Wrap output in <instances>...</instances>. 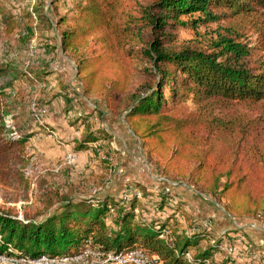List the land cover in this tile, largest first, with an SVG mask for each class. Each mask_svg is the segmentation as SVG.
Segmentation results:
<instances>
[{
    "label": "trees",
    "instance_id": "16d2710c",
    "mask_svg": "<svg viewBox=\"0 0 264 264\" xmlns=\"http://www.w3.org/2000/svg\"><path fill=\"white\" fill-rule=\"evenodd\" d=\"M37 1L42 4L33 13L17 14L29 30L34 17L53 28L51 9ZM73 2L70 19L60 20L67 22L60 49L77 58L83 95L104 91L113 113L118 110L113 100H125L124 122L157 157L165 176L185 180L218 204L228 202L226 212L236 219L264 221V0ZM0 10L3 23L10 25L13 15L3 12L1 4ZM183 16L192 17L184 21ZM210 22L229 26L211 52L178 44V27L197 30ZM240 23L258 37L251 48L236 41ZM97 46L105 55H91ZM105 57L113 68L107 77L99 67ZM134 63L145 67L134 68ZM47 74H34L28 83L49 82ZM134 75L143 82L132 92ZM22 76L0 68V156L20 163L29 162V143L38 132L20 128L21 135L11 137L9 121L16 118ZM95 114L84 111L77 119L84 129L82 140L75 142L76 153H88L97 163L102 144H109L112 135L102 125L93 128L89 121ZM111 180L95 196L63 198L37 220L0 210V254L58 257L91 245L105 253L138 248L162 264H241L231 256L223 259L225 234L197 217L176 192L136 184V192L118 195L106 190ZM246 243L249 256L257 251L264 256L263 246L251 239Z\"/></svg>",
    "mask_w": 264,
    "mask_h": 264
},
{
    "label": "rangeland",
    "instance_id": "374dc122",
    "mask_svg": "<svg viewBox=\"0 0 264 264\" xmlns=\"http://www.w3.org/2000/svg\"><path fill=\"white\" fill-rule=\"evenodd\" d=\"M43 1V5L51 9L49 14L53 28L38 24L34 17L35 22L29 30L27 22H23L17 13L20 14L21 10L33 13L35 7L42 3L37 0H0L3 12L14 16L10 25L5 24L0 10V68L23 75L13 112L16 118L9 121L13 130L11 137L21 135L20 128L25 132L30 129L38 131L29 143V162L20 163L19 160H7L0 156V210L11 212L21 220H37L46 216L51 205L58 208L63 198H89L101 193L104 184L111 178L106 190L114 194L136 192L134 186L140 182L151 191L165 189L176 192L207 224L212 223L218 232L225 234L223 259L231 256L241 264H250V261L264 264L261 252L252 253V256L247 254L246 243L251 239L264 247L263 220L236 219L226 212L228 202L218 204L211 197L195 192L185 180L165 176L157 157L143 148L141 140L131 133L124 122L125 100L121 102L119 96L113 100L118 105V110L113 113L107 107L109 98L104 91L83 95L76 74L78 60L74 54L60 49V34L67 25V22L61 24L60 20L71 16L74 2L59 0L52 4L51 0ZM12 2L16 8H11ZM191 17L183 16L182 19L189 21ZM226 24L210 22L197 30L180 26L176 32L177 42L197 45L211 52L218 35L226 34L229 27ZM238 26L241 34L236 41L251 48L257 35L245 23ZM96 49V53L92 49L89 51L91 55H105L101 46ZM108 59H102L99 66L103 77L110 75L113 69ZM132 66L137 69L145 67L137 63ZM44 71L49 72V82L28 83L34 74ZM142 82L140 76L134 75L130 90L135 91ZM90 110L96 111L89 121L93 128L102 125L112 135L109 144H102L99 151L101 161L97 163L88 153H76L75 140H82L84 129L76 121L84 111ZM108 153L111 155L108 156ZM128 186L133 188L129 190Z\"/></svg>",
    "mask_w": 264,
    "mask_h": 264
},
{
    "label": "built area",
    "instance_id": "2783aa9c",
    "mask_svg": "<svg viewBox=\"0 0 264 264\" xmlns=\"http://www.w3.org/2000/svg\"><path fill=\"white\" fill-rule=\"evenodd\" d=\"M0 264H162L158 256H150L138 248L120 253H105L91 245H86L80 252L66 256H11L0 254ZM210 264V263H208Z\"/></svg>",
    "mask_w": 264,
    "mask_h": 264
},
{
    "label": "crops",
    "instance_id": "0c3cea01",
    "mask_svg": "<svg viewBox=\"0 0 264 264\" xmlns=\"http://www.w3.org/2000/svg\"><path fill=\"white\" fill-rule=\"evenodd\" d=\"M33 144V143H32ZM137 185H141L142 187H144V188H146V189H150L148 186H145V185H143V183H140V182H137L136 183ZM136 184H135V186H134V188L136 189ZM128 187H130V186H128ZM126 188V187H125ZM131 188H133V187H130V188H128L129 190L131 189ZM128 190V192H130ZM120 193H118V195H119ZM197 217H199L200 219H202L201 218V216L200 215H198V214H196L195 212H194V210H191ZM203 221H205L204 219H202ZM216 229H218L217 227H216Z\"/></svg>",
    "mask_w": 264,
    "mask_h": 264
}]
</instances>
